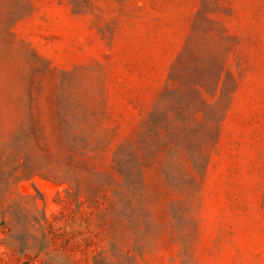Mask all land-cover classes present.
Wrapping results in <instances>:
<instances>
[{
	"label": "rangeland",
	"instance_id": "rangeland-1",
	"mask_svg": "<svg viewBox=\"0 0 264 264\" xmlns=\"http://www.w3.org/2000/svg\"><path fill=\"white\" fill-rule=\"evenodd\" d=\"M0 264H264V0H0Z\"/></svg>",
	"mask_w": 264,
	"mask_h": 264
}]
</instances>
